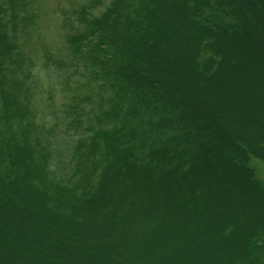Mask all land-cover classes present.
Wrapping results in <instances>:
<instances>
[{"label":"trees","instance_id":"obj_1","mask_svg":"<svg viewBox=\"0 0 264 264\" xmlns=\"http://www.w3.org/2000/svg\"><path fill=\"white\" fill-rule=\"evenodd\" d=\"M32 1L0 0V264H264V0L58 6L38 63Z\"/></svg>","mask_w":264,"mask_h":264},{"label":"rangeland","instance_id":"obj_2","mask_svg":"<svg viewBox=\"0 0 264 264\" xmlns=\"http://www.w3.org/2000/svg\"><path fill=\"white\" fill-rule=\"evenodd\" d=\"M88 0H33V10L35 19L39 26L33 31V36L24 37L27 42L25 44L26 51L35 50L33 61L39 62V54L43 49L55 54H60L66 47L71 48L68 44L70 36V29L75 25L72 20H67V16L58 11V6L65 10H76L81 4H85ZM69 18V17H68ZM32 32V33H33ZM249 165H251L258 179L261 180L264 186V163L254 157L249 158Z\"/></svg>","mask_w":264,"mask_h":264}]
</instances>
